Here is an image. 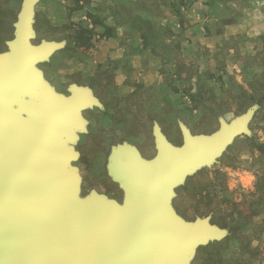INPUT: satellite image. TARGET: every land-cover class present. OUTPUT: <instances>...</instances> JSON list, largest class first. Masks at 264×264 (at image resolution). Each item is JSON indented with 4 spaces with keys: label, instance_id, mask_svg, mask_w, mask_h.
<instances>
[{
    "label": "water",
    "instance_id": "water-1",
    "mask_svg": "<svg viewBox=\"0 0 264 264\" xmlns=\"http://www.w3.org/2000/svg\"><path fill=\"white\" fill-rule=\"evenodd\" d=\"M30 8L16 25L12 53L0 56V264H175V255H190L215 237L204 225L178 221L167 198L185 174L246 132L248 117L214 137L185 132L181 149L158 134L152 163L127 152L118 167L128 190L125 209L97 195L74 203L78 176L67 145L71 128H83L76 112L87 101L55 99L43 87L34 62L51 49L30 44Z\"/></svg>",
    "mask_w": 264,
    "mask_h": 264
},
{
    "label": "rangeland",
    "instance_id": "rangeland-1",
    "mask_svg": "<svg viewBox=\"0 0 264 264\" xmlns=\"http://www.w3.org/2000/svg\"><path fill=\"white\" fill-rule=\"evenodd\" d=\"M61 1L63 26L61 33L54 35L62 39L63 50L50 62L40 65L45 76L43 79L67 97L74 82L88 84L91 79H98V94L111 103L116 100L115 91L108 84L101 86L104 77L101 75L102 70H98L96 74L92 68L88 71L81 70L90 66L86 63L90 61L92 52L85 46L89 43L85 41L86 35H81L77 25L72 26L73 9L76 7L74 4L78 0ZM87 1L89 3L84 4L89 9L104 13L111 23L123 20L126 23V33L138 30L135 15L140 10V3L147 11L143 16L149 21V13L152 14L153 20L150 21L164 33L167 12L171 11L173 3L180 2ZM22 2L23 0H0V50L5 41L13 36L22 11ZM42 8L39 7V10ZM129 37L133 39V35ZM190 56L192 52L185 55L182 62L189 61ZM175 57V60H180L178 54ZM203 57L218 60L217 71L212 67H203L202 63L199 65V70L202 68L201 71L206 73L226 72L230 65L229 58L224 60L220 55L205 54ZM242 62L244 69L235 70L227 78L226 75L216 78V85L210 86L203 82L198 87V100L191 101L186 92L188 82H185V87L180 82L186 75H193L194 70H183L184 76L178 75L177 79V70L174 72L167 68L162 79L163 86L157 88L162 95L158 102L144 101L135 107L127 101L119 103L121 108L116 111L115 116H110L111 122L104 121V125L108 127L115 126L111 134H103L102 128L96 130L97 133H93L90 128L87 132L85 129L79 130L80 147L77 151L72 150L75 159L69 163L78 176V191L73 202L83 204L92 195H99L125 209L128 190L122 181L117 182L115 177L118 167L110 165L111 157L119 152L120 147L131 145L139 151L143 160H155L159 153L155 145V127L159 128L158 131L162 129L163 137H166L169 144L180 147L184 143L183 134L178 128L180 122L187 124L193 132V138L213 137L217 135L213 132L219 129L222 131L223 128L239 127L250 113L245 123L247 131L235 136L222 152L212 156L210 162H203L185 174L171 187L167 199L174 216L182 224L192 228H202L204 225L215 234V237H209L205 242L195 245L190 255H175V264H264V104L257 105V101L264 96V55L248 60L244 58ZM114 78L118 82L123 79L119 75ZM227 79L233 83V88L225 82ZM166 96L173 100L172 112L165 111V105L168 104ZM118 102L113 105L116 106ZM14 108L19 111L18 106ZM101 113L99 109H92L84 114L93 118L94 123H101L102 118H105L97 117ZM117 126L120 128L117 129ZM95 158L97 160H93ZM94 161L97 164H93Z\"/></svg>",
    "mask_w": 264,
    "mask_h": 264
},
{
    "label": "crops",
    "instance_id": "crops-1",
    "mask_svg": "<svg viewBox=\"0 0 264 264\" xmlns=\"http://www.w3.org/2000/svg\"><path fill=\"white\" fill-rule=\"evenodd\" d=\"M179 1V3H173L171 11L167 12L168 18L166 21L167 25L163 28L164 33L161 31L162 29H159L158 25L155 26L150 21L153 20L152 14L149 13V16H151L149 21L148 18L143 16L147 11L142 3L138 5L140 10L135 15L136 23L139 24L138 30H135L134 33H126V23L123 20L118 19L119 21L116 20L117 23H111L109 17H106L104 13L89 9L86 6L89 3L87 0L85 2L80 0H78V3L77 1L75 2L74 6L76 5V7L73 9L74 13L71 20L73 22L72 26L75 27L77 25L79 28L88 31L87 37H89V40L87 42L89 43L85 46L90 48L92 52L89 58L90 61L87 62L86 60V64H90V66L84 65L86 67L81 70L88 71L91 70L89 68H92L95 69V74L98 70H102L101 75L104 77L101 86L108 84L115 91L114 97H116V100H112L111 103L98 94V79H91L94 82L90 81L88 84L74 82L71 85L68 97L66 94L56 90L55 86L53 89L43 79V69L40 65L50 62L55 55L63 50L62 39L54 35V33H61L63 26L61 0H23L22 11L17 21L19 22L26 7H31L28 18L29 42L32 47L37 49H51L47 55L34 62V67L40 73L43 87L50 88L55 99L72 100L73 98H84L87 103L76 112V119L81 122L82 130L85 129L87 132V130L91 129L93 133H97L99 128H102L103 134H111L115 126L108 127L104 125V121L111 122L110 116H115L116 111L121 108L119 103L127 101L132 103L131 106L135 107L139 105L138 103L141 104L144 101L155 103L159 101L162 95L158 93L157 88L163 86L164 82H162V79L164 72H167V68L174 72L177 70L179 73L175 75L177 79L179 78L178 75L184 76L183 70H194L193 75L185 74V79L180 82L184 87L185 82H188L186 92L190 95L189 101H191L198 100V87L203 82L214 86L216 85L214 83L216 78L220 79V76L224 77V75L227 78L235 70L244 69L245 66L242 62L244 58L248 60L252 57L264 55V0ZM39 7H43L41 11ZM128 34L133 35V39H130ZM16 36L17 27L14 29L12 38L9 41H5L4 47L0 50V56L12 53L11 46L16 41ZM189 52H192V56L188 59L189 61L183 63L185 55ZM177 54L180 60L174 59ZM205 54L211 56L220 55V58H225L224 60L229 58L230 65L226 69L227 73H206L201 71L202 68L199 70L201 63L203 67H212L214 71L218 70V60L206 59L203 57ZM116 75L123 77V79L118 82L114 78ZM225 82L228 83L230 88H233L234 85L229 82V79L225 80ZM129 86L132 87L130 88ZM22 99L23 103L27 102V104L31 101L29 96L22 97ZM172 101L166 96L168 104H166L167 106L165 105V111H174ZM116 102L118 103L114 106L113 103ZM92 109L102 111L97 116L99 118L105 117L102 118L103 121H100L101 123L97 121L94 123L93 118L88 117V114H84ZM120 113L124 114V112ZM250 115L249 113L246 116L249 117ZM25 116L26 114L22 112L21 117ZM116 128L118 129L120 126ZM178 128L184 138V143L180 147L169 144L166 137H163L162 129L158 131L159 128L155 127L154 134H160L172 148L181 149L185 145V132L189 133V135L193 132L184 122H180ZM71 130L74 137L67 146L77 151L81 143L78 135L79 129L71 128ZM220 131L219 129L213 134L217 133L218 135L222 132ZM155 142L159 151L158 136H156ZM118 150L119 152L111 157L110 165L115 167L124 166L127 152L139 162L152 163L155 161L143 160L139 151L131 145L120 147ZM157 157L158 154L155 159ZM93 164H97V161H94ZM115 178L117 182H121L119 169Z\"/></svg>",
    "mask_w": 264,
    "mask_h": 264
},
{
    "label": "trees",
    "instance_id": "trees-1",
    "mask_svg": "<svg viewBox=\"0 0 264 264\" xmlns=\"http://www.w3.org/2000/svg\"><path fill=\"white\" fill-rule=\"evenodd\" d=\"M80 30H81V35H86L85 41L87 42L89 40V37H87V35L89 34V33H87L88 31L83 29V28H80ZM81 37L82 36H80V38ZM263 104H264V97L257 101V105H261L262 106Z\"/></svg>",
    "mask_w": 264,
    "mask_h": 264
}]
</instances>
